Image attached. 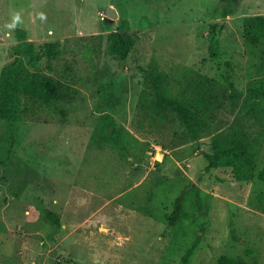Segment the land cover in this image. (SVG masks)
Instances as JSON below:
<instances>
[{
    "label": "rangeland",
    "instance_id": "374dc122",
    "mask_svg": "<svg viewBox=\"0 0 264 264\" xmlns=\"http://www.w3.org/2000/svg\"><path fill=\"white\" fill-rule=\"evenodd\" d=\"M123 4L138 38L119 62ZM255 14L264 0H0V77L21 28L41 53L31 70L66 94L24 95L18 118L0 115V264H182L191 248L188 264H264V40L244 35ZM156 85L200 110L199 135L157 105ZM181 192L187 215L171 224Z\"/></svg>",
    "mask_w": 264,
    "mask_h": 264
},
{
    "label": "trees",
    "instance_id": "16d2710c",
    "mask_svg": "<svg viewBox=\"0 0 264 264\" xmlns=\"http://www.w3.org/2000/svg\"><path fill=\"white\" fill-rule=\"evenodd\" d=\"M224 24L214 25V35L211 39L210 53L214 57H218L221 53L220 37ZM17 34L20 39V43L16 46V58L12 62L5 65L1 72L0 77V115L1 117L9 120L18 118V106L22 96H29L33 99H38L46 104H55L58 99L66 96L64 92H61L59 86H51L50 82L41 79L30 68L31 65H35L37 61L41 59V53L37 50L34 43L28 39L27 33L24 29H18ZM244 35L247 41L257 44L264 40V15L255 14L249 15L245 18L244 22ZM138 35L132 31L130 27V19L128 11L125 5H122V16L119 31V44L120 51L117 54L119 62L128 58L134 48V43L137 40ZM46 53L49 57H54L58 49V43L48 42L46 44ZM156 101L157 105L163 109H173L177 111L183 118L189 130L196 135L198 133L197 118L199 117V109H193L189 104L167 96L160 91V87L156 85ZM264 93V89L262 90ZM261 93L258 92V96ZM110 136L119 139L121 129L115 122V119L111 120L108 125ZM228 155V151L207 153L209 157V166L215 167L219 160L224 155ZM260 177L264 182V169L260 171ZM259 201L264 207V190L258 195ZM187 215L185 209V197L184 192H181L175 202V209L170 218L171 224L181 222ZM193 249H189L183 258L182 264H188L190 262ZM217 264H262L258 260H248L240 255L221 254Z\"/></svg>",
    "mask_w": 264,
    "mask_h": 264
},
{
    "label": "water",
    "instance_id": "95a60500",
    "mask_svg": "<svg viewBox=\"0 0 264 264\" xmlns=\"http://www.w3.org/2000/svg\"><path fill=\"white\" fill-rule=\"evenodd\" d=\"M114 11H115V8L113 7V6H111L110 8H109V10H108V12H109V15H115L114 14ZM106 18V20L108 21V22H112L113 20H114V18H112V17H105Z\"/></svg>",
    "mask_w": 264,
    "mask_h": 264
}]
</instances>
